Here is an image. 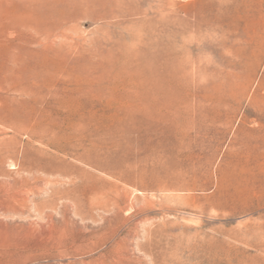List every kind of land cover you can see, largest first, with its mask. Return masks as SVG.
<instances>
[{
    "label": "rangeland",
    "instance_id": "1",
    "mask_svg": "<svg viewBox=\"0 0 264 264\" xmlns=\"http://www.w3.org/2000/svg\"><path fill=\"white\" fill-rule=\"evenodd\" d=\"M0 264H264V0H0Z\"/></svg>",
    "mask_w": 264,
    "mask_h": 264
},
{
    "label": "bare ground",
    "instance_id": "2",
    "mask_svg": "<svg viewBox=\"0 0 264 264\" xmlns=\"http://www.w3.org/2000/svg\"><path fill=\"white\" fill-rule=\"evenodd\" d=\"M153 1H156V2L158 3V2L163 1V0H153ZM164 7L166 8L167 6L164 5ZM25 13H27V12H25ZM27 15H28V14H27ZM23 16H25V14H24Z\"/></svg>",
    "mask_w": 264,
    "mask_h": 264
}]
</instances>
